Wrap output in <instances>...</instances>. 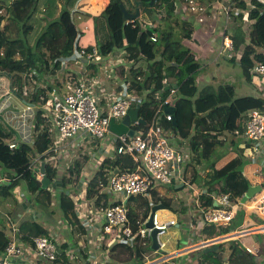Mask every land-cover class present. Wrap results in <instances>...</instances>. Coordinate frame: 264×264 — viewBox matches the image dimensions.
Instances as JSON below:
<instances>
[{
  "label": "built area",
  "instance_id": "obj_1",
  "mask_svg": "<svg viewBox=\"0 0 264 264\" xmlns=\"http://www.w3.org/2000/svg\"><path fill=\"white\" fill-rule=\"evenodd\" d=\"M7 1L10 4L12 0ZM131 1L134 2L135 0ZM174 1H176L178 10L181 11L185 8L184 4H187L191 10H202L198 5V0H187L183 3L180 0ZM244 1L251 8L255 7L253 1L264 6V0ZM6 8L5 5L0 7V15L5 14ZM224 8H226L227 21L230 7ZM134 20L137 21L141 30L155 26L152 21L142 20L141 15L137 19H125V24L133 23ZM226 21L224 28L221 29L223 34L222 44L218 52L223 56L226 54L227 57H230L233 46L232 40L224 32L227 26ZM254 21V19H251L248 22L252 24ZM150 39L156 41L155 33L150 35ZM76 43L77 39L72 55L63 58L60 67L49 75L51 78L59 80V86H52L51 90L47 94L45 93L46 97L44 96V98L40 96L41 93L34 92V96L41 97L43 101H26L19 97L9 85L4 91H0V121L10 132L8 139H0V143L5 144V152L0 154L6 155L9 161L12 162L17 153H20L18 151L19 145H31L46 125L50 133V146L47 151L32 156L33 160L27 168H30L36 161L41 163L42 156L46 157L43 161L53 160L52 165L56 169V175L51 185L55 190H65L61 183L62 174L60 178L57 177L60 172V165L56 168L58 159L61 157H74L72 162L64 163V168L68 169L69 166L74 164L75 158L78 157L76 152L80 147L87 146L94 141L98 142L99 149L104 150L105 154L103 156L105 158L114 160L119 155H124L132 160L135 168L133 170H120L112 167L106 169V183L101 186L98 192V194L107 195L108 202L106 205L103 204L102 200L99 202L101 206L89 208L88 206L82 207L78 202L85 198L87 183L94 174H90L88 178L83 179V173L86 172L84 168L78 180V184L81 186V190H78L79 194L68 193L75 203L77 216L83 219L87 233H89L85 244L86 255L82 252L84 247L70 245L61 237V230L68 229L70 225L62 218L57 221L56 228L50 229L47 235L31 237L32 244L23 240L20 229V215L32 216L31 218L36 219L43 226L46 225L47 220L44 217L42 218L41 214L44 215L46 211L30 199L27 194H24L22 188H14L12 194L22 212L18 216L5 215L8 241L1 252L0 264H17L15 258L24 254L22 240L24 243L33 245L38 259L49 262L56 258L57 253L61 251L60 249L63 246L62 249L65 255L72 262V259H75L74 261L81 260L84 264H94L99 259L98 264H104L111 260L109 245L113 242H120L129 246L138 245L145 258L142 264H162L175 254L188 253L201 244L206 245L216 240V243L231 239L237 240L246 234L263 235L262 248H253L246 245H243V248L246 253L253 255L256 262L264 264V193L262 192L253 197L255 200L251 198L255 203L256 213L262 220L260 224L255 225L256 227H235L226 233L208 239L195 240V238L193 242L188 241L186 245L173 251L167 248L168 238L161 240V235L166 234L171 227L179 228L182 215L181 210H179L173 212L170 216H164L162 211L167 209L165 207L151 213V207L162 205L160 200L162 196L157 193L161 185H175L183 182L180 191L183 192L184 209L188 217V221L184 223L188 225L187 233L192 236L195 235V230L200 233L204 226L208 224H219L220 227L229 226L234 217L235 206L241 203L240 199L236 200L225 193H219L218 195L208 193L201 179H197L196 183L184 180L182 164L187 160V145L183 141H178L177 137L171 131L164 129L162 125L163 121L173 120L172 113L164 112L163 109L164 106H171L172 96L177 89L173 86L177 85L176 81L169 84L168 94L165 97L161 100L160 98L157 99L159 103L148 122L145 121V124H141L135 120L129 124V128L133 130V135H116L109 130L110 118H113L115 122H120L128 110L132 108L131 105L142 104L145 95L150 93V89H146L144 93L138 92L139 94L135 95V89L131 88V79L126 77L130 66L123 63V52L117 55L113 64H108L109 59H103V55L96 44L91 45V50L87 51L85 48L78 49ZM258 51L264 56V46L259 47ZM106 57L111 58V55L108 54ZM91 64L96 65L95 71L89 68ZM119 65L124 66L125 70L117 75L116 67L118 68ZM251 71L258 78L257 81H254V84L260 93L259 97L262 99L263 105L260 108L248 110L242 125H240V128H235L233 133L239 136L242 141L241 146L248 150V158L264 160V60L254 64ZM32 75L36 76V73L33 71ZM7 79L9 80V78ZM136 79L141 80V76H137ZM107 80L115 84L113 91L108 94L103 93L100 88ZM137 117H141L139 112ZM102 160L96 161L97 166L100 165ZM242 160L243 163L246 162V159L242 158ZM7 166L9 165L7 164ZM8 172L14 174V177L4 174L0 177V183L12 181L20 176L10 168ZM205 174L206 171L204 170L203 173V169H201V177H205ZM38 178H41L40 173ZM49 190L51 192V187H49ZM153 192L159 198L156 201L152 199ZM205 195L211 198L209 202L204 199L203 196ZM139 198H145L144 200L149 204V211L145 216L142 215L135 222H132L128 215L129 203L137 201ZM31 209L35 210L34 213H31ZM150 216L152 227H147L145 224ZM153 229L158 230L156 249L151 247V231ZM94 230L96 233L92 232ZM104 234L112 237L106 243V246H103L102 243ZM228 234H231L233 238H224ZM145 252L148 254H145Z\"/></svg>",
  "mask_w": 264,
  "mask_h": 264
},
{
  "label": "trees",
  "instance_id": "obj_2",
  "mask_svg": "<svg viewBox=\"0 0 264 264\" xmlns=\"http://www.w3.org/2000/svg\"><path fill=\"white\" fill-rule=\"evenodd\" d=\"M136 1L139 3V10H141V7L156 8L162 6L165 17H160V21L163 23L166 21V26L161 28V23L157 24L155 22L156 25L153 28L141 30L136 20L133 23L125 24L121 6L127 9L125 5L127 2L134 9L135 5L133 3ZM150 1L96 0L98 3L97 9L101 10L99 17L96 18H104L108 33V37L105 39H97L96 45L103 57L113 52H123V63L130 66L126 77L131 79V88L133 87L139 93H144L146 89H150V93L145 95L142 104L131 105L132 108L138 109L139 115L146 122H148L159 103L154 94L159 93L161 90L159 94L161 100L168 94L169 89L165 87L169 86L172 83L171 81H176L177 89L171 102V106L174 108L172 116L176 125L173 121H163L162 125L164 129L171 131L178 141H183L187 145V160L182 164L184 180L195 181L200 179L201 169H203L206 171L205 177L207 179L204 184L207 185L206 191L208 193H225L231 198L240 199L250 185L242 174V152L235 153L234 149L232 154L219 155L216 151L223 145L224 140L228 138L232 140L224 133L225 130L233 132L235 128H240L237 121L239 115L249 109L262 107V99L252 96L257 104L238 113L237 108L234 110L232 103H227L228 99L223 92L224 89L230 88L227 83L219 85L216 89L209 86L204 87L194 99L187 95H176L185 78H193V74H200L202 71H200V66L195 61L192 50L183 47L178 40L173 38L175 28L179 27V17L182 15L183 10L182 12L178 10L174 0H154L152 5H150ZM180 1L182 3L187 2V0ZM225 2L232 9L228 12L230 21L227 22L224 32L232 40L233 48L230 57L224 55L221 58L233 66H238L244 78L250 79L253 77L256 80L257 77L251 70L254 64L264 60V56L258 51L259 47L264 46V26L259 23L260 19L264 18V6L255 1H253L254 8L246 4L244 0H225ZM8 4L7 0H0V7L2 5L7 7L5 14L0 15V75L9 78V87L26 101L29 99L24 97V94L28 93L25 84L28 80L31 81L33 89L31 92L32 99L30 100L43 101L41 97L44 98L45 92L42 88L38 89L35 80H31L33 71L37 76V78L34 76L35 79L53 74L60 67L62 59L72 55L76 39L79 40L82 36L73 19L74 15L85 11L98 13V10H89L87 7L89 4L85 0H12ZM212 7H208L205 12L211 13ZM127 11L129 12V10ZM251 19L255 21L250 24L247 32L243 27V23ZM2 22L4 23L2 24ZM153 33L156 35V41L150 39V35ZM183 36L189 37V33H184ZM76 47L78 49L83 48L79 45ZM84 48L90 51L91 45ZM90 66L94 67L93 71L96 70V65L91 64ZM124 70V66L119 65L118 68L116 67V74L119 75ZM137 76H141V80H137ZM41 80L46 82V78ZM46 84L48 85L46 88L50 91L52 86L49 85V82H46ZM37 90L42 91L39 98L37 95L34 96L33 91ZM212 95H215L212 105L202 112L203 110L201 111L199 108V102ZM49 136L48 127L45 125L31 145H19L18 151L21 155L17 153L13 161L10 159L15 162V169L20 176L12 181L0 183V209H5L6 213L12 214L13 212V210L7 208V203H15L12 189L16 185L23 186L22 184H24V194H27L37 205L42 206L48 215H52L54 207L51 202L54 198H52L49 187L56 175L55 167L50 161H45V175L49 179L45 188L42 187L41 180L38 178L37 167L40 162L36 161L30 168H27L31 163V156L34 157L36 154L48 150L50 146ZM219 136H223V139H218ZM9 137L10 132L0 121V139H8ZM232 142L237 148V141L233 140ZM0 151L5 152L4 143L0 145ZM44 158L46 157L42 156L40 160L43 161ZM8 162V157L0 154V166L3 168ZM86 162L85 157L81 160L78 158L74 164L66 169V173L61 175L63 187L72 183L76 184L81 169L86 167ZM111 167L120 170H133L135 168L132 160L124 155H119L114 160L103 159L87 183L83 200L88 201L89 204L94 200L95 205H99V202L103 200V204L106 205L108 202L107 195L98 194V192L101 186L106 183V169ZM2 168L0 169V177L3 176ZM262 186L264 187V183ZM179 190L176 189V191ZM151 196L154 201L159 199L155 192ZM203 197L206 202L211 200L208 195ZM57 200L56 210L58 216L73 227H78L79 232L87 236L85 240L88 239L89 233H87L83 219H80L76 214L73 199L64 190L58 192ZM160 200L165 208H170V199ZM144 205L143 215L145 216L149 211V204L146 200ZM182 211H185L184 207H182ZM128 215L131 221L135 222L137 219L136 208L129 206ZM239 223L240 221H237L234 217L229 226L221 228V233H226L232 228L238 227ZM20 229L23 240L31 244V237L48 234V230L40 225L36 219L30 217L20 222ZM202 230L210 234L207 238L213 237V233L216 232L215 228H210V232L205 228ZM7 231L8 228L0 224V252L4 250L7 244ZM92 232L96 233L95 230ZM230 237L233 238V236ZM111 238V235L104 234L103 246H106ZM69 239L72 240V237L69 236ZM229 241L231 242L230 254H226L223 250L215 247L222 243L213 244L206 247L204 251L202 250L197 263L261 264L256 262L252 254L245 252L239 241ZM109 247L111 260L104 264H119L118 259H114L115 256L112 253H120L122 250H126V255L129 256V259H132L131 264H142L145 261L138 245L129 246L124 243L113 242ZM60 250L56 258L51 261V264H71L64 250L62 248ZM82 252L86 255L85 248L82 249Z\"/></svg>",
  "mask_w": 264,
  "mask_h": 264
},
{
  "label": "rangeland",
  "instance_id": "obj_3",
  "mask_svg": "<svg viewBox=\"0 0 264 264\" xmlns=\"http://www.w3.org/2000/svg\"><path fill=\"white\" fill-rule=\"evenodd\" d=\"M85 1L88 2V4H89L87 6L89 10H91V9H94L95 11L98 10L97 12L100 15L101 10L97 9L98 3L96 2V0H85ZM198 1H199L198 5H199L200 9H202L201 11L191 10V8L187 4H184L185 5V8L183 10L184 12L179 17V27L175 28L173 38L178 40L183 45V47L189 48L192 50V52L194 51L196 53V54H194L195 55V61L199 64L200 71L203 72V71L207 70L208 72L211 71L212 73L217 71V78L219 80H221L223 78H227V84L230 86V88L224 89L223 92H224L225 96L227 97L228 102L232 103L234 110H235V108H237L238 113L241 110L245 111L249 107L255 106L257 103L255 102V100L252 99V94L247 95L245 97L244 96L242 97L239 93L238 86L240 85L242 88H246V91H248L247 93L252 92L254 94V88H253L254 78L253 77H251L250 79L244 78V76H242V74H241V69L238 66L231 65L229 62H226L225 60L223 61L221 58L223 55L219 54V52H218L220 50V45L222 44V43H220V41L222 40V36H223L221 29L224 28V24L226 21V14H225L226 8H224V6L227 7V3L225 2V0H218V1L215 0V2H214V0L213 1H211V0H209V1L198 0ZM218 3L220 6L218 5ZM125 5L127 8L126 10H129V12H134V9L131 8L127 2L125 3ZM195 5H196V3H195ZM208 7H212L211 13L205 12ZM144 8H148L150 10H148L149 15H143L142 14V16H141L142 20H144L146 22L152 21L155 25H156L155 22H157V24L160 22L161 28L166 26V24H167L166 21H164V23L160 21V17H165L164 9L162 11V6H160V7L157 6L156 8H151V7H143L142 8L141 7V11L145 10ZM157 9H160V11H158ZM230 9H232V8L230 7ZM180 12H182V11H180ZM92 13L91 14H89V13H76L75 15H76V18L79 15H81V18H84L86 20L91 21L95 17ZM99 15H98V17H99ZM158 17H159V19H158ZM98 19L99 18L96 19V25H95L97 28V34H98L95 37V44H96L97 39H99L98 36L101 39L108 37V33L106 32V30H104V27L102 26V22H103L104 18H102V22H100V23H99ZM94 21H95V19H94ZM227 21H228V19H227ZM248 21L249 20H247L243 23V27L247 32H248L249 27H250V24ZM3 23L4 22H2V24ZM259 23L261 26H264V18H261ZM77 24L80 26V29L82 32H86V34H89L87 32L88 29H83L81 27L80 20L78 21ZM96 28H95L94 32H96ZM219 28H220V31H218ZM184 33H189V37H187V36L184 37L183 36ZM77 41H78V39H77ZM117 52H118V54L120 53V51H117ZM213 58H214V60L218 59V63H213V62L208 63ZM206 65H208V67H206ZM217 65H219V66H217ZM201 74L202 73L193 74V78H185V80L181 83L180 90L177 91L176 95H178V96L187 95V96L192 97L191 99H194L195 96L198 95L199 91L202 88H204L205 86H207L206 84L203 85L204 83H208L209 84L208 86L212 87L213 89H215L217 87L216 85H212L213 81H210L209 79L208 80L205 79V82H203V84L201 85L202 80L199 79ZM198 76H199V78H198ZM209 76H210V74L206 75V77H209ZM0 78H1V83H2V89L0 91H4V89L9 85V80L7 79V77L5 75H0ZM44 78H46V82L50 83L49 85L59 86V83H58L59 80L58 79H53L49 75H46ZM44 78H41V79H44ZM41 79H35L34 76L31 77L32 81L35 80V85L38 87V89L39 88L44 89V92L47 94L48 89L46 87L48 85L46 84V82H43ZM171 82L173 83L174 81H171ZM25 87H26V89H28V93H25L24 97L30 100V99H32L31 92L33 89V83L28 80V82L25 84ZM110 87H111L110 89H107V87H105V88H101V90L103 93L108 94V93H111L113 91L115 84H113V86L110 85ZM230 90H231V95H228ZM135 91H136V89H135ZM33 92H35V91H33ZM37 92L42 93V91H40V90H37ZM160 92H161V90H160ZM160 92L154 94V96L157 99L161 97L159 95ZM194 93H195V96L193 97ZM138 94H139L138 92H135V95H138ZM44 96L46 97V95H44ZM173 96H172V99H173ZM214 96L215 95L208 96L207 98H205V100L199 102V108L201 111L203 110L202 112H204L207 107H210L212 105V102L214 101ZM238 143L240 144V143H242V141H239ZM1 144H2V142L0 143V145ZM238 151H240V152L245 151L246 152V149L242 148V147L235 148V153H237ZM0 153H2V152L0 151ZM76 153L78 154V157L75 158L74 161H76L78 158L81 160V159H83V157H85L87 159L86 167H84V170H86V172L83 173V175H84L83 179L88 178L90 176V174L92 175L96 171V169L98 168L96 161H98V160L101 161L103 158H105L103 156L105 154V152H104V150L98 148V142L97 141H94L93 143L88 144L87 146H84V145L81 146L80 149ZM19 155H21V153ZM4 156H6V155H4ZM73 158L74 157H72V158L71 157H61L60 159H58V161L56 163V168H58V166L60 165V167H59L60 172L57 175L58 178H60L61 174L66 173V171H67L64 168V163L65 162H68V163L72 162ZM32 160H33V157L31 156V161ZM91 162H92V164H90ZM50 163L53 164V160L50 161ZM8 165L10 167L7 165L3 166L2 175L5 174L9 177H14V174L9 173L8 170L10 168V169H12V171L17 172V170L15 169L16 164H15V162L9 161ZM61 165H63V166H61ZM81 171L83 172V169H81ZM81 171H80V173H81ZM203 173H204V170H203ZM80 175L81 174H79V176ZM79 176L77 177L76 184L72 183V184H68V185L64 186V189L67 193L79 194L78 190H81V186H79V184H78ZM200 179L203 182H205V180L207 178L206 177H200ZM192 182L196 183V180L192 181ZM80 183H81V181H80ZM22 185L23 186L16 185L14 188L20 187L23 190H25L24 184H22ZM184 186H186V185H184ZM203 186L207 189L206 184H203ZM50 187H51V192H52L51 193L52 198L57 199L59 191L53 189L52 185ZM176 192L177 191H176V189H174L173 185H166V184L161 185L159 187V190L157 191V193L161 194V196H162V197H160L161 199H164V200L170 199L169 210L164 209L162 211L163 213H166V215H172L171 212L178 211V210H180V208L182 209V207H185L184 199L182 198L183 192L180 190L178 191V193H176ZM215 194L218 195L219 193H215ZM172 197H173V199H172ZM144 199L139 198L137 201H133V202L129 203V206H133L136 208L137 218L142 216L143 212L145 210V205H144L145 200ZM252 199L255 200V198H252ZM81 200L78 202H81ZM12 205H13L11 208V210H13L12 214H9V213L5 214V209H1L2 213H0V223H4V221H5L4 215L12 216V215H15L14 213H16L18 211L19 205H18L16 199H15V203H12ZM97 206H101V205L100 204L95 205L94 202L90 203L91 208H96ZM53 207H54V209H56V204H53ZM31 213H34V211H31ZM54 215H55L54 218L56 219L58 217V215H56V212H54ZM45 223L47 226H49L47 221ZM47 226L46 227L44 226V228L46 230H48V232H49L50 228H48ZM204 228L208 232H210V228H215L216 232L213 233V236L216 235L217 233L222 232V229H221L222 227H220L219 224H214V225L208 224V225H205ZM55 231H57V230H55ZM178 234H180V232ZM196 234H197V230H195L194 237H197L195 240H199V239H202L206 236H210V234H208L205 231H203L202 235L200 234L201 236L199 234L198 235H196ZM168 235H170L169 231L166 234H162L161 240L167 239V237H169ZM180 235H182V234H180ZM68 236H69V230L62 229L61 230V237L66 239V238H68ZM258 236H259L260 240L263 237V235H261V234H259ZM71 237H72V240H74L75 236H73V234H71ZM186 238H187V241H191V242L194 241L193 236L190 235L189 233H185L184 240H186ZM82 239L84 240V237H82L81 240ZM221 243L222 244H218L215 247L223 250L226 254H230L231 242L230 241H223ZM173 246H174V240H171L167 244V248H169V247L172 248ZM176 247H180V246H176ZM201 252L202 251H198L194 255L199 256V254ZM145 254H148V253L145 252ZM112 255L115 256V257H113L114 259H118L117 262H119V264H131L132 263V259H129V256L126 255V250H122L120 253H117V252H115L114 254L112 253ZM194 255L192 254L189 256H182L181 257V264H184L187 260L190 261L191 257H193ZM110 258H111V256H110ZM124 258H126V259H124ZM72 260L74 261L75 259H72ZM100 260H101V258H100ZM98 263H99V259H97L94 264H98ZM168 263L171 264L170 262H168Z\"/></svg>",
  "mask_w": 264,
  "mask_h": 264
},
{
  "label": "crops",
  "instance_id": "obj_4",
  "mask_svg": "<svg viewBox=\"0 0 264 264\" xmlns=\"http://www.w3.org/2000/svg\"><path fill=\"white\" fill-rule=\"evenodd\" d=\"M218 5H219V3H218ZM144 9L145 10H143V11L140 10L141 16H142V14L143 15H149V11L148 10H150V9H148V8H144ZM157 10L160 11V9H157ZM80 13H89V14H91L92 12H86L85 11V12H80ZM92 14L95 17L96 16L98 17V15H99L96 12H93ZM95 17H94L95 21H94V19L90 21V20H86L84 18H81V15H79L77 18H76V15H74L73 19H74V21H75V23L77 25L78 30L82 34V36L80 37V39L77 42V45L82 46L84 48L87 45L95 44V37H96V35H98L97 34V28L95 26L96 25V19L97 18H95ZM79 20L81 22V27L83 29H88L87 32L89 34H86V32H82L81 31L80 26L77 24ZM98 20H99V23L102 22V18L101 17ZM228 21H229V18H228ZM228 21H226V23ZM102 26L104 27V30H106V32H107V28L105 27L104 20L102 22ZM95 28H96V32H94L95 31ZM218 31H220V28L218 29ZM98 38H99V40H103L106 37L103 38V39H101L98 36ZM220 43H221V41H220ZM193 53L196 54L194 51H193ZM117 54H118V52L110 53L111 58L105 56V58L103 57V59H105V60H108L109 59L108 64H113L114 59L117 58ZM211 62L218 63V59H215L214 60V58H213L208 63H211ZM217 66H219V65H217ZM89 68L90 69H93L94 67H91L90 66ZM203 72L200 75V78L198 76V78L200 80H202L201 85L203 84V82H205V79H207V80L209 79L210 81H213L212 82L213 84L212 83L211 84L212 85H216L217 87L219 85H224L225 83H227V78H223L221 80H219L217 78V71H215V72L212 73L211 71L208 72L207 70H205ZM207 74H210V76L209 77H206ZM212 77H214V78L212 79ZM257 79L258 78H256V80H254V81H257ZM205 84L207 86L209 85L208 83H204L203 85H205ZM110 85L113 86L112 82L107 80V81H105L103 83V85H102L103 87L100 86V88L107 87V89H110L111 88ZM207 86H205V87H207ZM238 88H239V93H240V95L242 97L243 96L245 97V96L250 95V94H252V96H254V97H259L260 96L259 91L255 88V84H253L254 94L252 92L251 93L250 92L247 93L248 91H246V88H242L240 85L238 86ZM229 95H231V91L229 92ZM194 96H195V93H194L193 97ZM227 103H228V101H227ZM247 112L241 113L239 115V118L237 120L238 123H239V125H242L244 118H246ZM224 133H226L232 140H230L229 138L226 139V140H224L223 145L219 149H217V151H216L217 154H219V155L224 154V153H230V154H232L234 152L235 147H236V145L233 144V142H232L233 140H236L237 141V143H236L237 144V147H242L241 146V143L240 144L238 143L239 141H241L239 139V136L238 135H234V133L232 131L230 132L229 130H227V131L225 130ZM218 139H223V136H219ZM247 153H248V150H246V152L245 151H242V158L246 159V162L243 163V165H242V174L248 180V182L250 183V185H261V191L260 192H263L264 191V187L262 186V184L264 183V160H261V159H254V160H252V159L248 158ZM90 164H92V162ZM260 192H259V194H260ZM176 193H178V191ZM172 199H173V197H172ZM57 202H58V200L54 198L52 200V202H51V205L56 204ZM79 203H80L81 206L85 205V206H88L89 208H91L89 202L86 201V200H83L82 199L81 202H79ZM12 206H13L12 203H7V208L8 209H11ZM31 210L32 211H35L34 209H31ZM180 210H181V215H182V218L179 221L180 226H179V228H176V227L172 228L171 227L169 229L170 235H168L169 237H167L169 242L171 240H174V246L172 247L173 249L171 247L168 248V249H171V251L183 247L188 242L187 241V238H186V240H184L185 233H187V228H188V225L186 223H184V222H187L188 221V217H187V214H186L185 211H182L181 208H180ZM50 211H52V210L50 209ZM21 212H22V209L19 208L18 211L16 213H14V214L18 216ZM54 212H56V215H58V211L56 209H54L52 215H48L46 212H44V215H43V213L41 214L42 218L44 217L47 220L48 224H49V226L43 225V227L44 226L45 227L47 226L50 229H52V228L55 229L56 228L57 221L59 219H61V217L58 216L55 219L54 218L55 217ZM256 212L257 211L255 209V203L251 199L248 200V201H246L245 203H242V205H241V203L238 204V205H236L235 208H234V217H235V219L237 221H240V223L238 224V227H250L251 228V227H256L255 225L260 224L262 222V220L260 219V217L258 216V214ZM0 213H2V210L1 209H0ZM171 213H173V212H171ZM5 214H6V212H5ZM162 214L164 216H170V215H166V213H163V212H162ZM20 217H21V221H23L24 219H28L29 217L31 218L32 216H28L27 214H24V215H20ZM0 224H2L3 226H5V221H4V223H0ZM67 230H69V236H71V234H73V236H75V238H74V240H70L69 239V236H68V238H66V239L64 238V239L70 245H76V246L81 245V247H84L85 248V244L87 243L86 242L87 239L85 240V238H87V236L81 234L79 232V230H78V227H76V226L73 227L72 225H69V228ZM202 231L203 230H201L200 233L197 232V235L198 234L199 235L200 234L202 235ZM179 232L182 235L178 234ZM258 235L259 234H246V235L238 238L237 241H239V243H240V245L242 247H243V245H246L248 247H253V248H262L263 241H262V238L260 240V238H259ZM82 237H84V240L83 239L81 240ZM193 238L195 239L197 237H194L193 236ZM208 238H211V237H208ZM208 238L206 236V237H204L202 239H199V240L208 239ZM231 240H234V239H231ZM226 241H229V240H226ZM216 242H217V240L216 241H211V242H209L206 245L201 244V245L198 246V248L193 249V250H191L188 253L183 252L184 254H180V255L175 254L171 259H169L168 261H166L165 263H162V264H169L168 262H170L171 264H181V257L182 256H189V255H192V254L194 255L198 251H202V250L204 251L206 249V247L212 246L213 244H217ZM22 243H23V246H24V254L22 256H19L18 258L17 257L15 258V261L17 262V264H51V262H49V261L41 260V259H38L36 257L35 251H34V248H33V245H30L29 243H26V242L24 243L23 240H22ZM176 246H180V247H176ZM62 248H64V247L62 246ZM1 257H2V253L0 252V258ZM198 258H199L198 255H194L193 257H191L190 261L187 260L184 264H198L197 263ZM70 263L71 264H84V262L81 261V260H76V261H73V262L70 261Z\"/></svg>",
  "mask_w": 264,
  "mask_h": 264
},
{
  "label": "water",
  "instance_id": "obj_5",
  "mask_svg": "<svg viewBox=\"0 0 264 264\" xmlns=\"http://www.w3.org/2000/svg\"><path fill=\"white\" fill-rule=\"evenodd\" d=\"M153 1L154 0L150 1V5H152ZM134 5H135L134 12H128L123 6H121L123 17L125 19H136L139 16V7H138L139 3L136 1ZM173 86L177 87V85H173ZM165 88L168 89V86H166ZM163 110L164 112H167V113H173L174 108L173 106H164ZM137 114H138L137 108H130L127 114L123 117V119L120 122H115L113 118H110L109 130L116 135H121V134L133 135V130L129 128V124L131 122L137 120L141 124L146 123L144 119H142L141 117H137ZM172 121L174 125H176L174 117ZM37 170L41 174L40 180L42 183V187L45 188L49 182V179L45 175V161H41L40 166L37 168ZM182 187H183V182H180L174 186L175 189H181ZM260 191H261V185H249L246 191L244 192L243 196L240 198V202L245 203L246 201L253 198ZM163 207H164L163 205H155L151 207V213ZM151 216L145 224L147 227H152ZM157 232H158L157 229H153L151 231V242H152L151 247L153 249L157 248V242H156Z\"/></svg>",
  "mask_w": 264,
  "mask_h": 264
},
{
  "label": "bare ground",
  "instance_id": "obj_6",
  "mask_svg": "<svg viewBox=\"0 0 264 264\" xmlns=\"http://www.w3.org/2000/svg\"><path fill=\"white\" fill-rule=\"evenodd\" d=\"M226 237H224V238H228V237H230V236H232L231 234H228V235H225Z\"/></svg>",
  "mask_w": 264,
  "mask_h": 264
},
{
  "label": "clouds",
  "instance_id": "obj_7",
  "mask_svg": "<svg viewBox=\"0 0 264 264\" xmlns=\"http://www.w3.org/2000/svg\"><path fill=\"white\" fill-rule=\"evenodd\" d=\"M133 4H135V2H134ZM140 15H141V14H140V10H139V16H140ZM139 16H138V17H139ZM138 17H137V18H138ZM137 18H136V19H137Z\"/></svg>",
  "mask_w": 264,
  "mask_h": 264
}]
</instances>
